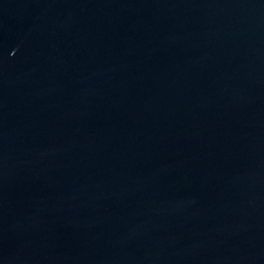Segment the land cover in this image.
<instances>
[{
  "label": "water",
  "instance_id": "water-1",
  "mask_svg": "<svg viewBox=\"0 0 264 264\" xmlns=\"http://www.w3.org/2000/svg\"><path fill=\"white\" fill-rule=\"evenodd\" d=\"M0 264H264V0H0Z\"/></svg>",
  "mask_w": 264,
  "mask_h": 264
}]
</instances>
